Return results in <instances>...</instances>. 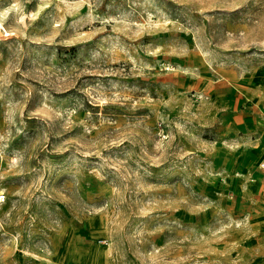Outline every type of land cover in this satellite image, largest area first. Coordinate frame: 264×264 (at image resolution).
<instances>
[{
	"label": "rangeland",
	"instance_id": "rangeland-1",
	"mask_svg": "<svg viewBox=\"0 0 264 264\" xmlns=\"http://www.w3.org/2000/svg\"><path fill=\"white\" fill-rule=\"evenodd\" d=\"M264 0H0L3 264H264Z\"/></svg>",
	"mask_w": 264,
	"mask_h": 264
},
{
	"label": "built area",
	"instance_id": "built-area-1",
	"mask_svg": "<svg viewBox=\"0 0 264 264\" xmlns=\"http://www.w3.org/2000/svg\"><path fill=\"white\" fill-rule=\"evenodd\" d=\"M260 167L264 170V162H260ZM5 200V194L3 192H0V202H3ZM2 249L0 246V264L2 263Z\"/></svg>",
	"mask_w": 264,
	"mask_h": 264
},
{
	"label": "crops",
	"instance_id": "crops-1",
	"mask_svg": "<svg viewBox=\"0 0 264 264\" xmlns=\"http://www.w3.org/2000/svg\"><path fill=\"white\" fill-rule=\"evenodd\" d=\"M261 162H264V161L262 160ZM259 164H260V163H259ZM1 264H3V262H2Z\"/></svg>",
	"mask_w": 264,
	"mask_h": 264
}]
</instances>
